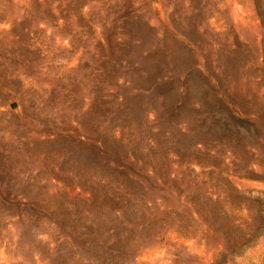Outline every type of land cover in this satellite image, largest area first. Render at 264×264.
Masks as SVG:
<instances>
[{
    "label": "rangeland",
    "instance_id": "374dc122",
    "mask_svg": "<svg viewBox=\"0 0 264 264\" xmlns=\"http://www.w3.org/2000/svg\"><path fill=\"white\" fill-rule=\"evenodd\" d=\"M0 264H264V0H0Z\"/></svg>",
    "mask_w": 264,
    "mask_h": 264
}]
</instances>
